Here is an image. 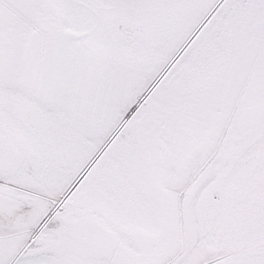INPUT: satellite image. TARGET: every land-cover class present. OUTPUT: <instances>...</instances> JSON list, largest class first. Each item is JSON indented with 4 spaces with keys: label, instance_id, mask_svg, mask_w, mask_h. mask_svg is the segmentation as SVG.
I'll use <instances>...</instances> for the list:
<instances>
[{
    "label": "snow or ice",
    "instance_id": "1",
    "mask_svg": "<svg viewBox=\"0 0 264 264\" xmlns=\"http://www.w3.org/2000/svg\"><path fill=\"white\" fill-rule=\"evenodd\" d=\"M0 264H264V0H0Z\"/></svg>",
    "mask_w": 264,
    "mask_h": 264
}]
</instances>
